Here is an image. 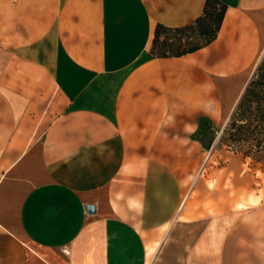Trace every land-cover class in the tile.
<instances>
[{
	"label": "crops",
	"instance_id": "crops-1",
	"mask_svg": "<svg viewBox=\"0 0 264 264\" xmlns=\"http://www.w3.org/2000/svg\"><path fill=\"white\" fill-rule=\"evenodd\" d=\"M218 1L210 44L157 58L205 0H0V264H147L264 48V0ZM239 210L216 264H264V204Z\"/></svg>",
	"mask_w": 264,
	"mask_h": 264
},
{
	"label": "rangeland",
	"instance_id": "rangeland-1",
	"mask_svg": "<svg viewBox=\"0 0 264 264\" xmlns=\"http://www.w3.org/2000/svg\"><path fill=\"white\" fill-rule=\"evenodd\" d=\"M262 60L264 48L248 82ZM236 176L242 183L237 191ZM187 187L181 211L168 224L145 230L146 243L153 247L147 264H216L231 220L218 215L219 207L226 204L242 211L264 204V158H244L219 142L210 159L194 169Z\"/></svg>",
	"mask_w": 264,
	"mask_h": 264
},
{
	"label": "trees",
	"instance_id": "trees-1",
	"mask_svg": "<svg viewBox=\"0 0 264 264\" xmlns=\"http://www.w3.org/2000/svg\"><path fill=\"white\" fill-rule=\"evenodd\" d=\"M225 6L205 0L202 14L190 25L167 28L157 25L150 56L180 57L210 44L220 27ZM244 158H264V60L255 69L226 122L219 141Z\"/></svg>",
	"mask_w": 264,
	"mask_h": 264
},
{
	"label": "water",
	"instance_id": "water-1",
	"mask_svg": "<svg viewBox=\"0 0 264 264\" xmlns=\"http://www.w3.org/2000/svg\"><path fill=\"white\" fill-rule=\"evenodd\" d=\"M86 211L88 214H93L94 213V206H92V205L87 206Z\"/></svg>",
	"mask_w": 264,
	"mask_h": 264
}]
</instances>
